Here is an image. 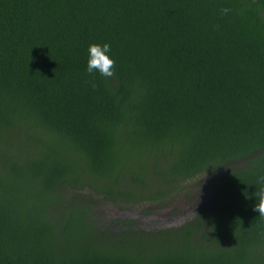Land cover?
<instances>
[{
  "label": "trees",
  "instance_id": "1",
  "mask_svg": "<svg viewBox=\"0 0 264 264\" xmlns=\"http://www.w3.org/2000/svg\"><path fill=\"white\" fill-rule=\"evenodd\" d=\"M202 176L172 227L96 207ZM261 177L264 0H0V264H264Z\"/></svg>",
  "mask_w": 264,
  "mask_h": 264
},
{
  "label": "rangeland",
  "instance_id": "2",
  "mask_svg": "<svg viewBox=\"0 0 264 264\" xmlns=\"http://www.w3.org/2000/svg\"><path fill=\"white\" fill-rule=\"evenodd\" d=\"M205 183V176L193 179L187 183L181 193L158 204L115 205L101 202L96 207L109 224H112L115 228L124 227V222L127 220L145 228V230L172 227L193 213L200 196L204 194Z\"/></svg>",
  "mask_w": 264,
  "mask_h": 264
},
{
  "label": "clouds",
  "instance_id": "3",
  "mask_svg": "<svg viewBox=\"0 0 264 264\" xmlns=\"http://www.w3.org/2000/svg\"><path fill=\"white\" fill-rule=\"evenodd\" d=\"M230 8H221L220 14L227 15ZM111 45L109 43H92L87 48V59L85 71L89 76L98 75L102 79H110L116 75L115 60L111 57ZM260 187L249 196L247 191L243 195L245 199L255 198L252 210L258 213V217L264 218V177L257 182Z\"/></svg>",
  "mask_w": 264,
  "mask_h": 264
}]
</instances>
